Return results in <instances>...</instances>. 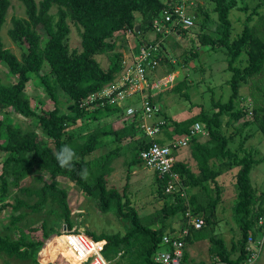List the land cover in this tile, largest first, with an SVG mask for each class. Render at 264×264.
<instances>
[{
  "label": "rangeland",
  "instance_id": "1",
  "mask_svg": "<svg viewBox=\"0 0 264 264\" xmlns=\"http://www.w3.org/2000/svg\"><path fill=\"white\" fill-rule=\"evenodd\" d=\"M9 1L11 5L1 30V38L4 49L11 51L23 64L25 51L10 38L9 31L13 28L14 18L28 19L27 9L19 0ZM35 1L39 4L42 0ZM203 1V10L207 14L200 13V18L194 27L184 29L179 33L174 31L175 33L161 37L153 29L148 31L151 35L148 34L146 37L144 34L147 31L134 35L122 31L115 34L112 40H108L107 46H104L96 56L102 67L108 69L112 68L120 57L122 63L124 60H130L135 51H138L140 42L162 44L165 60L149 75L151 84L161 82L162 85L156 90L148 89L143 94L144 97L152 99V103L156 106L155 120L166 121L168 119L160 135L162 140L166 139V132H173V126L170 127L172 123L185 122L202 114L210 117L213 113L220 111L215 103L226 104L232 95L233 72L231 67L243 71L249 65L247 44L242 49V55L233 63H231V56L226 46L211 47L203 44L201 36L205 34L215 39H222V24L218 14L214 11L215 0ZM231 2L229 22L232 26V39L239 37L245 27H248L254 37L264 42V0H232ZM50 14L56 17L58 7L54 6ZM135 17L137 18L136 23H142L141 14L136 13ZM67 28L69 35L64 44L70 52L76 51L80 54L83 51L81 37L83 29L70 19L67 20ZM36 30L41 36V43L38 47V53L42 58L40 73L45 75L50 72L49 57L44 45L48 36L42 26L37 27ZM119 75L122 79L123 71ZM119 80L110 82L105 88L117 86L121 82ZM16 83L17 78L11 73L9 65L0 61V86L13 88ZM25 95L38 115L57 107L36 73L31 74ZM138 95L126 99V105H130L129 102L132 100H140ZM132 103L137 104L138 102ZM73 104L69 96L60 90L58 93L60 111L69 112ZM106 104L113 108L110 113L105 112L104 103H98L91 108L85 103L87 111H97L102 117L100 116L98 121L80 119L77 124L67 129L65 137L70 136L73 145H81L90 135L97 133L100 136L104 132L105 135L98 138L101 147L85 158L90 162L91 167L87 180L93 182L102 158L113 154L108 166V187L115 188L124 194L123 191L127 185L126 195L130 197L131 205L138 211L141 223L152 229H159L163 226L160 221L163 215L162 209L166 201L172 202V197L162 199L158 195V186L153 171L142 164L129 167L135 158L134 139L140 137L141 134L138 133L133 137L127 135L118 140V133L127 129L135 119L127 117L123 110L114 103L107 102ZM114 108H118L119 111ZM262 108H264V66L260 75L241 82L240 97L234 101V112L246 109L250 118L244 116L237 121L232 113L225 112L221 116L220 130L228 139V149L235 153L239 160L248 158L253 161L249 181L254 194L253 208L255 209L253 210L256 211L251 218H254L262 207L261 218L264 221V134L259 124ZM0 120L6 125H12L23 134L34 135L36 142L53 146V141L44 135L42 126L36 117L24 116L12 108H5L1 101ZM204 133L205 135L200 134L199 140L211 150L214 144L208 146L209 137L205 130ZM1 144H6L5 138L1 139ZM192 151L193 149L188 146L177 152V159L186 161L195 176L202 175L197 159L192 156ZM8 157L9 153L0 150V238L12 243H33L37 249L32 250L26 258L0 251V264H47L48 257L52 260V263L48 264H85L79 261L77 256L82 259L86 258L93 254L92 248L93 250L96 248L92 246L88 233L97 235L126 233L124 223L115 215L114 210L107 213L102 212L95 206L93 200L82 192L80 186L73 181L70 175H53L50 172L35 169L24 179L16 182L12 176H5L4 165ZM222 161L223 159L217 157L210 162L220 164ZM239 169L236 167L229 172L223 171L224 173L217 180L219 189H216L212 182L203 183L207 185L210 192L213 190L214 198H218L219 194L220 202L216 209V219L212 220L215 223L211 226L206 224L201 231H194L186 243L185 264H223L224 262L226 264L231 263L230 260H236L240 255L242 232L233 209L237 203L236 176ZM48 186L52 188H47ZM46 188L44 196L42 190ZM54 188L67 193V204L70 209L68 219H64V205L61 202V196L54 192ZM201 189L199 186L186 190L189 196ZM199 215L204 216L202 213ZM180 219L181 215L171 217L166 222V233L180 225ZM68 223H72L71 228ZM261 227L256 235L260 252L255 258L244 259L239 264H264V226ZM66 228L69 234L63 235L62 230ZM55 234L63 235V240L66 242H55L49 255L48 243ZM216 239H222L225 242L227 256L223 255L225 257L223 262L216 251H211L213 240L216 241ZM26 248L22 245L20 250L24 252ZM164 250L162 246L160 252ZM216 250L219 248L217 247Z\"/></svg>",
  "mask_w": 264,
  "mask_h": 264
},
{
  "label": "trees",
  "instance_id": "2",
  "mask_svg": "<svg viewBox=\"0 0 264 264\" xmlns=\"http://www.w3.org/2000/svg\"><path fill=\"white\" fill-rule=\"evenodd\" d=\"M19 1L26 7L28 19L14 18L13 28L9 31V36L18 46L24 49L25 62L23 64L11 51L4 49L1 30L6 22V15L11 3L9 0H0V61L8 64L11 73L17 78V83L13 88L0 86V101L5 108H12L15 112L24 116L36 117L42 126L44 135L53 141V146L50 147L48 144L36 142L34 135L30 133L23 134L12 125H6L0 120V150L9 153L4 165L5 176H12L14 181L19 182L35 169L47 171L53 175H70L73 181L80 186L82 192L93 200L97 208L104 213L114 210L115 215L124 223L125 234L104 233L97 235L88 233L94 241L101 244V252L105 258L112 261V264H159L154 260V256L161 248L164 235L174 232L179 226H184L185 214L189 209L194 214L202 213L208 226L215 223L212 220L216 219V209L220 202L219 194L218 198H214L213 190L210 192L207 185L203 183L212 182V184H215V188L219 189L217 180L222 176L223 171L227 170L229 172L239 167L236 176L237 203L233 209L242 232V239L239 248L240 255L236 260H230V262L239 264L244 259H250L251 252L247 248V242L249 238L256 240V235L261 228L259 219L262 217L263 212L261 207L257 215L251 218V215L256 211L253 210L255 209V207L253 208L255 203L254 194L249 181L253 161L248 158L239 160L237 155L228 149V139L224 137L220 128L221 116L225 112L232 113L237 121L244 116L250 118L246 109L234 112V101L240 97L241 82H246L248 79L262 73L264 42L260 38L254 37L248 27H245L239 37L232 39V26L229 22L232 0H215L214 11L218 14L219 21L222 24V39H215L205 34L201 36V41L204 45L211 47L226 46L231 56V63L242 55V49L247 44L249 46L247 53L249 65L243 71L231 67L233 72L231 80L232 95L226 104L215 103L220 111L213 113L210 117L202 114L185 122H174L170 125V127L173 126V132H166V139L157 140L162 143L171 139L174 135H187L191 127L202 122L201 124L209 137L207 140L208 146L214 144L210 150L200 142L199 137H194L188 145L190 149H193L192 156L197 159L199 169L202 172V175L199 176H195L191 172L186 161H180L176 156L172 172L180 177V189L177 188L170 193L167 192V187L173 178L169 174L164 176L155 174L158 195L162 199L172 197V202L166 201L162 209L163 215L160 221L163 226L159 229H152L141 223L138 211L131 205V199L126 195L127 185L123 191L124 194H121L115 188L110 189L108 187V166L111 163L113 154L102 158L93 182L81 179L79 173L82 169L86 168L88 173L91 171L90 162L86 161L85 158L101 147L98 138L104 136L105 133L102 132L100 136L94 133L81 145H73L71 137L66 138L65 135L67 129L71 125L77 124L80 119L98 121L102 117L97 111H87L85 107L89 106L91 108L98 103H104L106 113L113 110L111 106L106 104V101L101 100L87 106L82 105L83 101L90 95L102 91L110 82H117L120 78L119 74L123 71L121 57L112 68L105 69L96 56L99 55L104 46H107L108 40H112L115 34L122 31L126 33L129 30L133 31L134 34H140L143 31L148 32L153 29V21L164 7L163 0H42L39 4L35 0ZM54 6L58 7L56 17L50 14ZM197 10L199 14H207L200 6ZM136 13L141 14L142 23L135 22V19H137L135 17ZM68 19L83 29L81 33L83 51L80 54L76 51L70 52L64 44L69 35ZM138 24L142 28L136 32L135 29ZM39 26L45 29L48 36L44 41V45L49 57L50 72L45 75L40 73L42 58L38 53V47L41 43V36L36 30ZM183 31L184 29L180 32ZM158 35L161 37L163 34L159 33ZM157 58L160 64L164 62L165 55L162 51ZM32 73L38 75L46 92L57 105L54 110L42 115H38L32 109L25 95V89ZM60 90L74 102L69 112L62 113L58 107V93ZM150 100L152 102V99ZM114 109L119 111L118 108ZM260 112V130L264 134V108ZM135 121L117 135V139L121 140L127 135L133 137L138 133L141 134L140 137L134 139L135 158L129 164V167L141 164L140 153L150 146L141 130L140 123ZM2 138L6 139L4 145L1 144ZM64 145L70 146L78 157V159L73 160L71 170L61 168L55 159L54 154ZM217 157L223 159L222 163L210 162ZM199 186L202 188L199 192L188 196L186 189ZM47 188L52 187L48 186ZM47 188L42 190L44 196ZM24 191L28 193L27 190ZM216 191L218 193V190ZM54 192L61 196V202L64 205V219L70 218L67 193L58 188H54ZM184 193L186 194L185 197L182 196ZM179 215H181L180 225L166 233V222L171 217ZM68 226L71 228L72 223H68ZM194 231L197 232L193 228L190 229V234L185 240L186 243ZM59 236V234H55L51 237L48 243L49 255L55 242H66L63 240V235ZM90 237L92 246H95ZM213 242L211 251H216L223 262L225 259L223 255H226L227 252L225 242L222 239H216ZM22 245L27 247L24 252L20 250ZM215 246L219 250H216L217 247ZM36 249L37 247L33 243H12L0 238V251L16 254L22 258L28 257L30 252ZM48 259L47 264L52 263L51 258L48 257Z\"/></svg>",
  "mask_w": 264,
  "mask_h": 264
},
{
  "label": "built area",
  "instance_id": "3",
  "mask_svg": "<svg viewBox=\"0 0 264 264\" xmlns=\"http://www.w3.org/2000/svg\"><path fill=\"white\" fill-rule=\"evenodd\" d=\"M163 4L164 7L153 21V29L157 34L163 35L175 33L174 31L179 33L183 29L194 27L196 21L200 18L198 7L204 9L203 0H163ZM127 32L134 35L131 30ZM136 51L130 60L123 61L121 82L113 88H104L102 91L90 95L83 101L82 105L105 100L121 108L127 117L137 120L146 141L150 143V146L140 153L141 164L159 176L169 174L173 178L167 187V192L170 193L177 188L180 189L179 185L181 184L179 175L172 172L177 152L188 147L194 137H199L202 133L205 135L204 127L200 123H196L187 135L173 136L162 143L157 141L162 140L160 135L167 122L155 120L156 106L149 97H144L143 94L148 89L156 90L162 85L161 82L153 85L149 81L150 73L160 65L157 56L162 51V44L143 41L139 43L137 53ZM136 94H139L140 100H132L129 102L130 105H126L125 100ZM132 102L138 103L134 104ZM185 195L184 193L182 196L185 197ZM185 218L184 226H180L174 232L164 235L161 247L163 246L165 250L160 252L159 249L154 256V260L159 264H185V240L190 234V229L201 230L206 225L204 216L194 214L190 209L186 212ZM263 224V218H260L259 225L263 226ZM66 233L69 234L67 228L62 230L63 235ZM94 245L96 246L95 254L83 259L77 256L78 260L85 264H112L113 262L107 260L102 254L101 244L94 241ZM247 245L248 250L251 252L250 259L255 258L260 252V245L253 238H249Z\"/></svg>",
  "mask_w": 264,
  "mask_h": 264
},
{
  "label": "clouds",
  "instance_id": "4",
  "mask_svg": "<svg viewBox=\"0 0 264 264\" xmlns=\"http://www.w3.org/2000/svg\"><path fill=\"white\" fill-rule=\"evenodd\" d=\"M54 155H55V159L57 160V162H58V164H59V166L61 168H67V169H70V170L72 168L73 160L74 159H78V157L76 156L75 151L68 145L62 146L60 148V150L58 152H56ZM79 175H80L81 179L87 180V178H88V170L86 168L82 169L80 171ZM205 227H206V225H205ZM201 230H196V231H201Z\"/></svg>",
  "mask_w": 264,
  "mask_h": 264
},
{
  "label": "crops",
  "instance_id": "5",
  "mask_svg": "<svg viewBox=\"0 0 264 264\" xmlns=\"http://www.w3.org/2000/svg\"><path fill=\"white\" fill-rule=\"evenodd\" d=\"M138 16H139V15H138ZM137 26L139 27V28H138V31H139V30L142 28V26L139 25V24H138ZM148 34H149V32H146V33L144 34V36L146 37V35H148ZM149 35H151V34H149ZM263 226H264V224H263ZM260 227H261V226H260ZM261 228H262V227H261ZM261 228H260V229H261ZM185 256H187V255H186V252H185Z\"/></svg>",
  "mask_w": 264,
  "mask_h": 264
},
{
  "label": "water",
  "instance_id": "6",
  "mask_svg": "<svg viewBox=\"0 0 264 264\" xmlns=\"http://www.w3.org/2000/svg\"><path fill=\"white\" fill-rule=\"evenodd\" d=\"M138 28H139V27H138V26H136V29H135V31H136V32H138Z\"/></svg>",
  "mask_w": 264,
  "mask_h": 264
},
{
  "label": "bare ground",
  "instance_id": "7",
  "mask_svg": "<svg viewBox=\"0 0 264 264\" xmlns=\"http://www.w3.org/2000/svg\"><path fill=\"white\" fill-rule=\"evenodd\" d=\"M92 251H93V254H95V250H93V248H92Z\"/></svg>",
  "mask_w": 264,
  "mask_h": 264
}]
</instances>
